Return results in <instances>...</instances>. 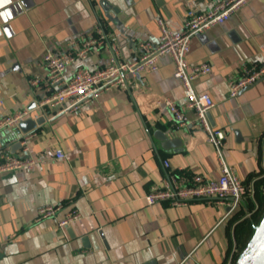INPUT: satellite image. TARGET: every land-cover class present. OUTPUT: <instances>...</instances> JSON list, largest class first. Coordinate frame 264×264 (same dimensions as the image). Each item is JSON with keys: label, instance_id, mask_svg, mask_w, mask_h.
Masks as SVG:
<instances>
[{"label": "crops", "instance_id": "crops-1", "mask_svg": "<svg viewBox=\"0 0 264 264\" xmlns=\"http://www.w3.org/2000/svg\"><path fill=\"white\" fill-rule=\"evenodd\" d=\"M221 1L9 0L7 19L0 18V118L28 110L29 117L42 115L45 121L29 132L27 151L17 126L0 128V150L8 147L36 161L31 168L0 174V264L236 263L238 225L250 222L253 235L264 215L259 200L264 195V76L236 97L229 95V81L245 67L264 63V0H248L224 23L195 35L187 55L191 65H211L194 85L215 102L209 123L224 130L227 162L250 189L226 217L227 208L215 200L177 205L145 199L170 172L210 178L221 173L214 144L196 111L186 106L170 54L128 88H109L78 110L38 103L48 94L47 52H76L100 27L121 58L138 59L141 41H160L158 18L178 31L189 10L206 11ZM109 56L107 48L95 46L86 58L77 57L66 75L81 66L103 67ZM165 98L181 107L187 125L178 127L168 107L157 104ZM157 129L180 138L183 149L163 148L154 136ZM57 149L63 158H57ZM47 204L63 206L54 217L40 219L39 209ZM74 209L80 217L59 225Z\"/></svg>", "mask_w": 264, "mask_h": 264}, {"label": "built area", "instance_id": "built-area-1", "mask_svg": "<svg viewBox=\"0 0 264 264\" xmlns=\"http://www.w3.org/2000/svg\"><path fill=\"white\" fill-rule=\"evenodd\" d=\"M248 0H223L206 11L191 9L188 11L181 30L174 31L167 22L158 18L161 30L159 43L141 41V56L138 59H123L116 46L109 41L108 34L97 28V36L86 39L83 46L76 52L65 50L60 54L47 52L43 62L47 68V90L38 103L39 106H63L62 109L78 110L81 105L93 97L99 96L103 91L112 87L128 88L131 80L143 72L153 71L158 68V60L165 54H170L175 63L174 76L181 81L186 106L196 111L199 124L208 134V140L214 144L221 173L217 178H210L202 174H189L185 172H170L163 180V184L146 194L145 199L149 204L167 200L173 204H185L193 200H215L227 208L226 216L237 210L249 193V185L236 173L227 162L224 154L226 134L223 129L212 127L208 120V112L215 105L208 93L197 92L195 79L211 71L207 62L191 65L187 59L192 38L211 27L227 21L231 15ZM95 46H103L110 51L109 61L103 67L91 69L81 66L71 75L66 71L70 64L77 58H86ZM264 76V63L245 67L243 73L229 81V95L236 97L245 87L252 85ZM39 78H34L32 83L39 84ZM158 105H164L172 112L175 124L183 127L188 123V116L180 106L171 98L158 99ZM30 111L21 110L14 114L0 118V128L17 126L18 123L29 117ZM29 133L20 137L23 150H28ZM57 158L65 156L61 149L55 152ZM31 156L16 155L8 147L0 150V174L22 168H31L35 164ZM168 167L170 164L165 161ZM62 204H47L39 209V218L54 217L62 208ZM80 213L71 210L59 221V225L66 226L78 219Z\"/></svg>", "mask_w": 264, "mask_h": 264}, {"label": "water", "instance_id": "water-1", "mask_svg": "<svg viewBox=\"0 0 264 264\" xmlns=\"http://www.w3.org/2000/svg\"><path fill=\"white\" fill-rule=\"evenodd\" d=\"M105 4V1H102ZM9 5V0H0V18L5 20V7ZM105 6V5H104ZM35 103L29 106V109L35 107ZM210 118V113H208ZM45 117L38 116L36 118L27 117L21 120L17 125L16 133L27 134L44 123ZM154 136L161 141V145L165 149H183V142L180 138H170L163 130L157 129L154 131ZM15 146L20 147V142H16ZM235 264H264V215L260 222L254 226V233L247 245L239 253Z\"/></svg>", "mask_w": 264, "mask_h": 264}, {"label": "trees", "instance_id": "trees-1", "mask_svg": "<svg viewBox=\"0 0 264 264\" xmlns=\"http://www.w3.org/2000/svg\"><path fill=\"white\" fill-rule=\"evenodd\" d=\"M259 200L262 202H264V195L262 196L261 194L259 195ZM261 215V212H257L254 216V220H258L259 217ZM247 224V225H246ZM253 232V228L251 226L250 222H242L238 225L237 227V235H238V241H239V249L238 251L240 252L241 250H243V248L246 246L247 241L249 240V238L251 237Z\"/></svg>", "mask_w": 264, "mask_h": 264}, {"label": "rangeland", "instance_id": "rangeland-1", "mask_svg": "<svg viewBox=\"0 0 264 264\" xmlns=\"http://www.w3.org/2000/svg\"><path fill=\"white\" fill-rule=\"evenodd\" d=\"M239 252V251H238ZM240 253V252H239Z\"/></svg>", "mask_w": 264, "mask_h": 264}]
</instances>
